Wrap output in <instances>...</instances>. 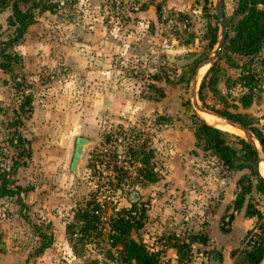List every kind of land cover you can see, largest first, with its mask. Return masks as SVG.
I'll return each mask as SVG.
<instances>
[{
	"label": "rangeland",
	"instance_id": "374dc122",
	"mask_svg": "<svg viewBox=\"0 0 264 264\" xmlns=\"http://www.w3.org/2000/svg\"><path fill=\"white\" fill-rule=\"evenodd\" d=\"M216 1L41 0L46 9H33L35 22L5 55L15 28L8 21L11 6L0 9V185L5 178L14 192L38 186L45 202L40 211L35 208L34 191L0 197V264H120L122 245L112 235H118L114 225L123 217L132 222L130 237L158 253L159 264H195L198 257L210 260L220 247L193 243L171 262L172 245L190 242L199 232L208 235L210 223L219 243L239 244L241 225L229 235L220 232L221 225L230 230L234 216L249 206L262 216H254L252 229L231 250L232 264L247 261L246 251L264 238V196L252 187L242 210H235L237 180L248 171H229L195 145L200 119L220 127L231 146L239 147L236 136L246 139L223 116L193 104L196 71L220 38ZM236 3L223 0L229 35L238 20ZM263 57L264 47L255 56L222 48L214 60L223 71L217 91L203 93L209 108L245 114L264 132ZM212 64L201 67L195 91L199 105L217 114L199 100ZM248 95L251 104L244 106L240 98ZM34 102L39 112L51 113L49 129L27 121ZM78 137L92 143L75 175L70 165ZM30 143L57 148V173L68 180L51 192L39 173L46 151L34 156ZM24 166L32 167L31 178L23 177L21 187L14 174ZM259 171L264 177V162Z\"/></svg>",
	"mask_w": 264,
	"mask_h": 264
},
{
	"label": "trees",
	"instance_id": "16d2710c",
	"mask_svg": "<svg viewBox=\"0 0 264 264\" xmlns=\"http://www.w3.org/2000/svg\"><path fill=\"white\" fill-rule=\"evenodd\" d=\"M25 0H0V9L11 6L12 14L8 17L9 25L15 29L14 36L3 47V55L6 48L12 47L16 44L25 34L27 28L35 22L34 8L39 10H45L46 7L42 6L39 1L33 0V3L26 8H22L20 3ZM261 5V7H260ZM159 8V6H157ZM235 14L238 16L236 23L232 25L233 34L229 35L227 31L226 40L223 48L228 52L235 53L241 56H255L259 54L264 47V0H237ZM211 37V46L217 43V31L218 28L213 30ZM10 57L9 54L6 55ZM233 62L230 55L227 58ZM264 62V57H263ZM4 68L7 65L3 64ZM223 71L219 65L214 62L208 69L203 81L200 84L199 100L208 109L216 112L217 114L231 120L235 123H239L244 127L249 128L251 134L259 141L264 150V132L258 127L252 126L247 120V116L238 112H231L228 109H213L208 107L206 97L203 90L209 88L212 92L217 91V85L221 79ZM251 95L245 98H240V101L244 106L251 104ZM30 99L26 98L24 104H29ZM195 145L205 151L211 152L229 171L234 170H247L243 176L237 180L239 190L234 200L235 210L241 211L244 205L245 196L251 192L252 187H255L264 196V177L259 171V156L257 150L246 139L236 136L239 147L231 146L225 139L222 130L210 125L203 119H200L196 123L195 128ZM148 180L155 181L156 178L152 174H147ZM17 194L14 190L7 187V181L2 179L0 185V197ZM249 206L245 208V216L248 217H260L262 211L260 209H253L251 211ZM82 216L89 217L90 213L85 212ZM132 222L130 219L124 217L119 219L114 228L118 230V235L112 236L118 242H121L122 248H120V264H159L158 253L150 251L145 243L138 242L130 237L129 233L132 228ZM223 232H228L229 229L221 225ZM190 242L183 243L182 245L173 244L172 247L176 249L177 258L183 257V249H190L193 243H199L205 245L209 242V236L206 233H196L191 235ZM49 244L42 245L39 251L48 247ZM247 261L242 264H259L264 257V238H260L256 245L246 251Z\"/></svg>",
	"mask_w": 264,
	"mask_h": 264
},
{
	"label": "crops",
	"instance_id": "0c3cea01",
	"mask_svg": "<svg viewBox=\"0 0 264 264\" xmlns=\"http://www.w3.org/2000/svg\"><path fill=\"white\" fill-rule=\"evenodd\" d=\"M32 104H33V111L31 112V117H29V120H27L29 124L33 128L40 127L43 129L45 128V130L49 129L48 124L51 123L50 121L51 113L49 112V110L46 109L47 111L45 110V111L39 112L36 107V103L34 102ZM27 149L30 151H34L33 155L39 149H44L46 151L44 153L45 157L43 159L39 158V161L41 162L40 163L41 168H39L41 172L39 173L41 175V181L43 182V186L46 187L48 191L51 192L52 186H56L58 182H63V181L68 180V175L66 173H61V174L57 173V166H58L57 148L52 143H30ZM31 169H32L31 166H24L20 168L18 173L14 174L17 178L16 184L18 186L24 187V184L26 181L23 177H26V180L27 178H31V175L29 176V173H31L30 171ZM20 173H22V175H18ZM28 192H33L35 196V201H33L34 202L33 206L40 211L41 208L45 206V202L41 195H37L38 186H35L33 190L32 189L31 190L29 189L27 191L21 190L17 194V197L19 196L22 197L24 196V194ZM41 212H44V211L42 210ZM237 224H240L242 227L241 236L239 237L240 238L239 244H240L242 238L246 235V233L249 230L252 229L254 225V217L245 216V214L242 211L240 214H236L234 216L231 227H230L231 229L228 232H222L221 230L220 232L229 235L235 229ZM210 226H211V223L209 227H206V231L208 232V235L211 238V240H209V244L211 243L209 247L214 248L215 246H217L216 247L217 249L220 247L218 249L219 253H216L215 256L213 255L210 258V260H207L204 256L198 257L196 258L197 261H195V264H199V261L201 260H205L204 262L205 264H232L231 250L234 248H237L239 244L232 246L230 242H227L224 244L219 243L212 235H210L209 233ZM170 258H171V262H175L176 259H178L176 250L171 251ZM215 259L217 260L215 261ZM259 264H264V257Z\"/></svg>",
	"mask_w": 264,
	"mask_h": 264
},
{
	"label": "water",
	"instance_id": "95a60500",
	"mask_svg": "<svg viewBox=\"0 0 264 264\" xmlns=\"http://www.w3.org/2000/svg\"><path fill=\"white\" fill-rule=\"evenodd\" d=\"M215 9H216V16L220 25V38L219 41L217 43V46L215 47V49L213 50L212 55H210L203 63H201V65L199 66V68L196 71V75L193 79V104L196 107V109H198L199 111L202 112H206L209 114H213L217 117H221L211 111L206 110L205 108H203L202 106L199 105L198 101H197V96H196V91H195V87L197 86V77L199 75L200 69L201 67H204L206 65L212 64L214 62V60L217 58V56L219 55L221 49L224 46L225 40H226V36H227V26H226V22H225V17H224V7H223V0H217L216 1V5H215ZM225 119V121L229 124L232 125L233 127L241 130L242 132L245 133L246 139L248 142H250L253 147L257 150L258 156H259V161L260 162H264V155H263V148L260 145L259 141L255 138L254 135L251 134V132L245 128L244 126L235 123L231 120H228L227 118H223ZM92 141L90 139L84 138V137H78L76 139V143H75V149H74V155L71 161V171L75 174V175H79L80 173V165L81 162L83 160V157L85 155V149L86 147L91 144Z\"/></svg>",
	"mask_w": 264,
	"mask_h": 264
},
{
	"label": "bare ground",
	"instance_id": "6f19581e",
	"mask_svg": "<svg viewBox=\"0 0 264 264\" xmlns=\"http://www.w3.org/2000/svg\"><path fill=\"white\" fill-rule=\"evenodd\" d=\"M206 116H212V115H209V114H205V117ZM213 117H215V116H213ZM213 117H211L209 120H211L214 124H219V123H221V120H219V119H217V118H213ZM207 118H209V117H207ZM222 127V126H221ZM218 128H220V127H218Z\"/></svg>",
	"mask_w": 264,
	"mask_h": 264
},
{
	"label": "built area",
	"instance_id": "2783aa9c",
	"mask_svg": "<svg viewBox=\"0 0 264 264\" xmlns=\"http://www.w3.org/2000/svg\"><path fill=\"white\" fill-rule=\"evenodd\" d=\"M257 228H255V230H254V232H257ZM251 236H253V235H250V237H249V239H248V241L249 242H251V243H253L254 242V240L252 239V237Z\"/></svg>",
	"mask_w": 264,
	"mask_h": 264
}]
</instances>
